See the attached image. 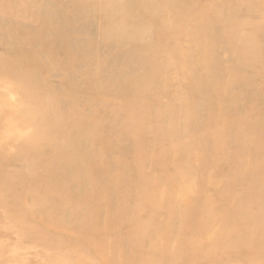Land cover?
Instances as JSON below:
<instances>
[{
  "label": "rangeland",
  "instance_id": "1",
  "mask_svg": "<svg viewBox=\"0 0 264 264\" xmlns=\"http://www.w3.org/2000/svg\"><path fill=\"white\" fill-rule=\"evenodd\" d=\"M259 217L264 0H0V264H264Z\"/></svg>",
  "mask_w": 264,
  "mask_h": 264
},
{
  "label": "bare ground",
  "instance_id": "2",
  "mask_svg": "<svg viewBox=\"0 0 264 264\" xmlns=\"http://www.w3.org/2000/svg\"><path fill=\"white\" fill-rule=\"evenodd\" d=\"M258 135H260V134H258ZM237 139H238V137H237ZM255 142H260V141L255 140ZM112 144H113V142H112ZM112 144H110V145L112 146ZM233 144L234 145H237V147L242 146L241 143H239V142H237L235 140L233 141ZM95 157L96 156H93V158H95ZM135 164H136V170H139L138 169L140 167L139 166V160H135ZM133 190H134V187H132L131 193L133 192ZM125 192L127 194L128 193V190H126ZM93 200H95V199L93 198ZM255 201H257L256 198H255ZM168 202H164L167 207L169 205ZM151 203H152V201H151ZM170 204L173 205L174 203H170ZM210 211H211V208H210ZM239 223H241L243 225H247L249 223L248 217L241 215L240 216V219H239ZM254 227H255L254 232L252 234L245 232L243 234L244 237H242V239H240L234 245V247L239 250V248H238L239 245L243 246L245 244H249L250 243V244H253V248L257 245L258 247H260L262 249V250L259 251V254L262 255V256H264V217H262L261 219L259 217V219L254 223ZM192 228H194V226ZM168 262H169V260H168Z\"/></svg>",
  "mask_w": 264,
  "mask_h": 264
}]
</instances>
